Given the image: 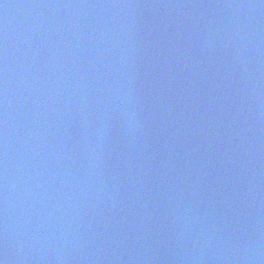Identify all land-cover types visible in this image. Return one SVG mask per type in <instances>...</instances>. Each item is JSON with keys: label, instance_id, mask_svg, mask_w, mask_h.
I'll list each match as a JSON object with an SVG mask.
<instances>
[{"label": "water", "instance_id": "obj_1", "mask_svg": "<svg viewBox=\"0 0 264 264\" xmlns=\"http://www.w3.org/2000/svg\"><path fill=\"white\" fill-rule=\"evenodd\" d=\"M2 264H264V0H0Z\"/></svg>", "mask_w": 264, "mask_h": 264}, {"label": "snow or ice", "instance_id": "obj_2", "mask_svg": "<svg viewBox=\"0 0 264 264\" xmlns=\"http://www.w3.org/2000/svg\"><path fill=\"white\" fill-rule=\"evenodd\" d=\"M0 264H2V262H0Z\"/></svg>", "mask_w": 264, "mask_h": 264}]
</instances>
